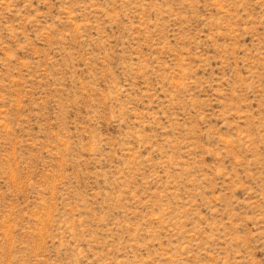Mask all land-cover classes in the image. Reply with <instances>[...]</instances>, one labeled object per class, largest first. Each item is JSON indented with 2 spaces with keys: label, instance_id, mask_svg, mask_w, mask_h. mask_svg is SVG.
<instances>
[{
  "label": "rangeland",
  "instance_id": "1",
  "mask_svg": "<svg viewBox=\"0 0 264 264\" xmlns=\"http://www.w3.org/2000/svg\"><path fill=\"white\" fill-rule=\"evenodd\" d=\"M0 264H264V0H0Z\"/></svg>",
  "mask_w": 264,
  "mask_h": 264
}]
</instances>
